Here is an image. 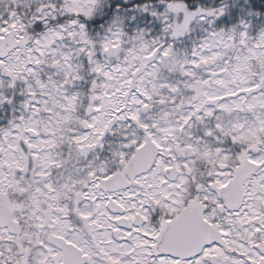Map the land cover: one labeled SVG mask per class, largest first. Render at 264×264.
I'll list each match as a JSON object with an SVG mask.
<instances>
[{
    "label": "snow or ice",
    "instance_id": "snow-or-ice-1",
    "mask_svg": "<svg viewBox=\"0 0 264 264\" xmlns=\"http://www.w3.org/2000/svg\"><path fill=\"white\" fill-rule=\"evenodd\" d=\"M0 264H264V0H0Z\"/></svg>",
    "mask_w": 264,
    "mask_h": 264
}]
</instances>
